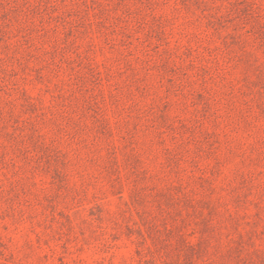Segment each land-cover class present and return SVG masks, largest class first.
Returning <instances> with one entry per match:
<instances>
[{"label": "rangeland", "instance_id": "374dc122", "mask_svg": "<svg viewBox=\"0 0 264 264\" xmlns=\"http://www.w3.org/2000/svg\"><path fill=\"white\" fill-rule=\"evenodd\" d=\"M0 264H264V0H0Z\"/></svg>", "mask_w": 264, "mask_h": 264}]
</instances>
